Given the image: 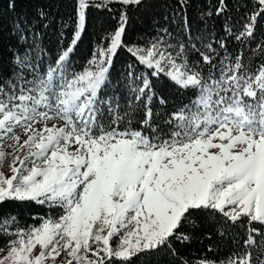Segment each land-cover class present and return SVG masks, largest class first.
I'll return each mask as SVG.
<instances>
[{"label": "snow or ice", "instance_id": "snow-or-ice-1", "mask_svg": "<svg viewBox=\"0 0 264 264\" xmlns=\"http://www.w3.org/2000/svg\"><path fill=\"white\" fill-rule=\"evenodd\" d=\"M0 264H264V0H0Z\"/></svg>", "mask_w": 264, "mask_h": 264}]
</instances>
